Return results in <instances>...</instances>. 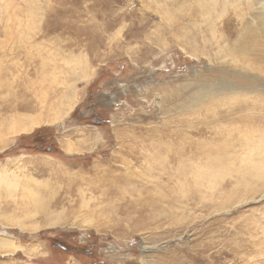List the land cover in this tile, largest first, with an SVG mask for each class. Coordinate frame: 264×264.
Listing matches in <instances>:
<instances>
[{
  "label": "rangeland",
  "instance_id": "obj_1",
  "mask_svg": "<svg viewBox=\"0 0 264 264\" xmlns=\"http://www.w3.org/2000/svg\"><path fill=\"white\" fill-rule=\"evenodd\" d=\"M198 5L0 0V264H264V156L199 193L171 158L215 73Z\"/></svg>",
  "mask_w": 264,
  "mask_h": 264
},
{
  "label": "bare ground",
  "instance_id": "obj_2",
  "mask_svg": "<svg viewBox=\"0 0 264 264\" xmlns=\"http://www.w3.org/2000/svg\"><path fill=\"white\" fill-rule=\"evenodd\" d=\"M198 3L196 13L190 16L205 17L209 28L204 29L203 35L193 33L187 38L191 44L201 42L202 52L215 47L212 56L215 73L204 75L201 83L197 106L202 117L196 118L194 125L185 121V127L194 128L193 133L201 138L182 144L183 151L170 157L172 161L185 158L186 162L178 169L179 178L184 181V188L192 187L199 193L201 187L214 188L221 172L246 173L257 165L252 163L253 158L264 156V0H198ZM54 120L57 118L47 122ZM41 122L36 120L33 124L38 126ZM23 128H18V132L30 131L31 127ZM159 145L154 148L159 150ZM158 158L153 160L158 162ZM237 164L240 168L235 167ZM63 221L59 219L49 226H63ZM6 245V241L0 242V247Z\"/></svg>",
  "mask_w": 264,
  "mask_h": 264
}]
</instances>
